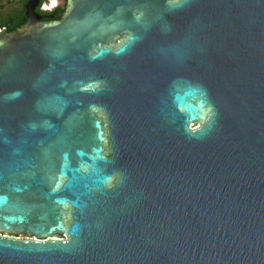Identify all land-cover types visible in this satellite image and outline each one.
I'll return each instance as SVG.
<instances>
[{
	"label": "water",
	"instance_id": "1",
	"mask_svg": "<svg viewBox=\"0 0 264 264\" xmlns=\"http://www.w3.org/2000/svg\"><path fill=\"white\" fill-rule=\"evenodd\" d=\"M32 3L0 32V264H264V0Z\"/></svg>",
	"mask_w": 264,
	"mask_h": 264
},
{
	"label": "flooded vegetation",
	"instance_id": "2",
	"mask_svg": "<svg viewBox=\"0 0 264 264\" xmlns=\"http://www.w3.org/2000/svg\"><path fill=\"white\" fill-rule=\"evenodd\" d=\"M31 0H0V32L14 31L28 21V5ZM34 12L41 21L62 18L67 0H33Z\"/></svg>",
	"mask_w": 264,
	"mask_h": 264
},
{
	"label": "snow or ice",
	"instance_id": "3",
	"mask_svg": "<svg viewBox=\"0 0 264 264\" xmlns=\"http://www.w3.org/2000/svg\"><path fill=\"white\" fill-rule=\"evenodd\" d=\"M88 87H89V88H92V89H95L96 86H95L94 84H89ZM58 186H59V185H57V187H58Z\"/></svg>",
	"mask_w": 264,
	"mask_h": 264
}]
</instances>
